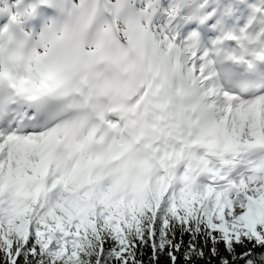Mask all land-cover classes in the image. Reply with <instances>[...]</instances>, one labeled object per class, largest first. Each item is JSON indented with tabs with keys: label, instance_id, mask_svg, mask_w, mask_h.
Listing matches in <instances>:
<instances>
[{
	"label": "snow or ice",
	"instance_id": "6c2138e0",
	"mask_svg": "<svg viewBox=\"0 0 264 264\" xmlns=\"http://www.w3.org/2000/svg\"><path fill=\"white\" fill-rule=\"evenodd\" d=\"M0 264H264V0H0Z\"/></svg>",
	"mask_w": 264,
	"mask_h": 264
}]
</instances>
